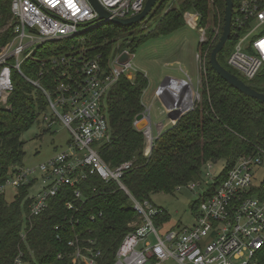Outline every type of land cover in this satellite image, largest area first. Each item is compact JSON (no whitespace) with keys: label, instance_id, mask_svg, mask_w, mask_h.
Listing matches in <instances>:
<instances>
[{"label":"built area","instance_id":"1","mask_svg":"<svg viewBox=\"0 0 264 264\" xmlns=\"http://www.w3.org/2000/svg\"><path fill=\"white\" fill-rule=\"evenodd\" d=\"M96 1L111 19H127L139 14L147 0ZM184 20L198 29L199 45L203 43L206 33L198 26L199 14H186ZM105 25L108 21L99 18L89 0H11L10 17L0 27L2 34L10 30L12 37L0 46V102L7 104L14 90L13 75L17 73L43 92L47 108L41 118L47 127L58 123L71 137L63 150L45 162L35 167H15L14 173L0 185V196L7 188L18 191L28 187L32 195L27 193L23 200L27 203V216L37 217L48 208L51 199L68 192L71 200L64 205L68 214L65 226L57 225L54 231L55 239L66 242L70 249L69 264H99L100 251L93 249L95 240L78 233L70 239L62 235L64 230L73 231L78 225L74 216L88 202L82 185L93 176L106 184L115 183L128 196L135 213V220L128 224L131 231L123 238L110 264H257V256L264 248V150L256 149L238 158L223 180L199 195L193 223L171 227L162 236L159 227L167 223H160L162 210L149 200H136L122 182L132 163L111 168L101 160L97 150L110 139L106 97L120 77L132 76L128 73L132 58L118 63L121 54L129 52L113 55L102 66L100 56L91 59L84 47L71 46L68 55L39 61L37 80L23 74L22 65L38 61L35 53L42 45L73 39L83 42L86 33ZM229 39L234 41V47L227 60L228 67L247 81L264 74V0H233ZM201 59L204 58L198 51L196 60L199 63ZM50 70L58 73L52 79L53 89L45 90L40 80ZM144 113L147 115L146 110ZM143 134L144 156H148L154 140L151 128ZM205 166L211 168L209 163ZM189 189L193 190L194 185ZM95 218L90 215L92 223ZM57 258L62 259L61 254ZM14 264L24 263L19 257Z\"/></svg>","mask_w":264,"mask_h":264},{"label":"trees","instance_id":"2","mask_svg":"<svg viewBox=\"0 0 264 264\" xmlns=\"http://www.w3.org/2000/svg\"><path fill=\"white\" fill-rule=\"evenodd\" d=\"M167 1L159 0L149 14L150 19L159 14L154 31L149 34L152 37L168 35L185 25V13H198V26H202L206 33V40L198 46L206 61L205 74L200 102L153 140L148 156H144V134L134 125L136 116L145 110L142 95L148 85L146 77L142 73H136L131 80L120 77L110 89L105 101L110 139L97 149L98 155L111 168L124 162L132 163L122 182L138 201H151V196L156 194H173L178 188L200 180L207 163L224 162L225 171L217 179L220 182L238 158L250 155L256 149L264 150V104L227 84L211 70L208 63L221 34L224 0H175L177 6L161 14ZM10 3L11 0H0V27L10 17ZM209 15L212 18L207 21ZM135 27L113 26L105 29L101 26L86 33L83 42L73 39L51 43L53 46L47 52L37 55V50L35 57L38 61L25 62L22 72L29 79L37 80L39 61L51 56L68 55L71 46L75 49L84 47L86 56L91 59L100 56L99 62L104 66L109 58L122 52V47L128 46L134 51L137 42L115 44L119 34L131 33ZM11 39L8 30L0 36V46ZM217 60L223 68L237 76L220 54ZM50 71L40 80L45 90L53 89L52 79L58 73V70ZM242 81L264 94V85L254 87L257 82L264 84L263 73L248 83ZM13 82L14 90L7 101L8 108L0 107V185L14 173L15 167L22 166L24 143L21 135L38 122L47 108L46 98L39 88L17 73L13 75ZM27 193L28 187L18 189L11 203L5 201L4 195L0 196V264H14L19 257L24 264H69L70 249L66 242L55 239L54 228L65 226L64 218L68 214L64 205L71 200L70 194L66 192L51 199L40 216L28 217L27 203L23 202ZM82 193L88 202L74 216L79 223L73 231L66 229L62 235L70 239L78 233L83 238L95 240L93 249L100 251L99 264H110L123 238L131 231L128 224L135 220L130 200L115 183L106 184L94 176L82 185ZM98 213H101L100 217ZM90 215L96 216L95 222L90 221ZM167 221L169 217L163 212L160 223ZM59 254L62 259L57 258ZM257 264H264V248L257 256Z\"/></svg>","mask_w":264,"mask_h":264},{"label":"rangeland","instance_id":"3","mask_svg":"<svg viewBox=\"0 0 264 264\" xmlns=\"http://www.w3.org/2000/svg\"><path fill=\"white\" fill-rule=\"evenodd\" d=\"M209 2H212V0H209ZM175 6H177V1L168 0L161 14L166 13ZM190 13L195 12L185 13L183 17ZM158 15L159 14H155L153 16L155 18L152 19L148 18V16L145 21L136 25L135 29H133L131 33L127 32L119 34L116 38L117 42L115 44L118 46L126 41L129 43L137 42L134 51H132V48L128 46H124L121 49L122 52L128 51L132 56V69L128 72L132 76H129L127 79H133L136 73H142L146 77L148 85L142 95V104L146 108L151 107V136L154 139L157 138V133H161L162 131L171 128L178 120L174 116H170L166 113L164 107L163 111L159 112V110H157V106H154V93V98L156 97L157 101L159 100L158 97L165 99V105L172 106L173 103H177V100L174 102H171V100L167 102L165 94L164 98L163 96L157 97L158 89L163 80L167 77L175 78V81L181 83L185 82L189 88L193 89L195 97L197 98L191 99L189 103L194 100V108L195 104L201 100L202 78L205 74L206 67V61L204 62V59H201V62L199 63L196 60V54L199 49L198 46L201 37L198 29L192 28L185 21V25L182 28L168 35L152 37L149 33L154 31L156 20L159 18L157 17ZM211 18L212 15H209L206 20L209 21ZM7 27L8 23L6 25V28ZM112 27V24L104 26L105 29H110ZM2 32L3 30L0 29V36ZM52 46L53 45L51 43L42 45L38 49L37 55L47 52L50 48H52ZM233 47L234 41L229 39L219 53L225 63H227ZM113 51H115V48ZM229 69L239 76L240 79L248 83V81L244 79L236 70L230 67ZM172 85L173 83H168L169 87ZM261 85H264L263 82H257L254 87L259 88ZM0 107L8 108V105H4L0 102ZM181 107L188 108V105L185 104ZM42 114L40 115L38 122L33 124L28 131L21 135V141L24 143V158L21 167H35L38 164L45 162L56 153L63 150L66 147L67 141L71 137L67 129L58 123L52 125L51 127H47L46 122H44L41 118ZM46 114L50 115V113ZM209 164L211 168L205 166L202 169L200 180L180 187V189L176 190L173 194H156L151 196V202L169 217V221L159 227L160 234L162 236L164 233L170 231L172 229L171 227L189 226L193 223V209L200 201L199 195H203L208 192L209 188L216 183L217 179H219L225 171V164L223 161L215 164ZM192 185H194V189L190 190L189 188ZM31 193L32 192L28 190L29 196L32 195ZM16 196L17 191L12 190L11 188L6 189L4 197L7 203L13 202Z\"/></svg>","mask_w":264,"mask_h":264},{"label":"water","instance_id":"4","mask_svg":"<svg viewBox=\"0 0 264 264\" xmlns=\"http://www.w3.org/2000/svg\"><path fill=\"white\" fill-rule=\"evenodd\" d=\"M159 0H147L143 10L130 18L127 19H117V18H110V15L104 11V9L98 4L96 0H89L93 8L96 10V12L99 14V18L108 21V24H112L113 26L118 27H133L141 22L145 21L146 18L149 16V14L152 12L153 8L156 6ZM232 10H233V0H224V16H223V24L221 29V34L219 37V40L215 47L212 49L210 55H209V66L211 70L220 77L223 81H225L227 84L235 88L237 91L242 93L243 95L252 98L256 101H258L261 104H264V94L259 93L255 91L253 88H251L249 85L245 84L241 79H239L234 74L227 71L225 68H223L218 60L217 55L221 52L223 49V46L225 43L229 40L230 37V28H231V17H232ZM132 58L131 55L127 53L121 54V56L118 58V63L122 64L127 61H129ZM170 80H176L170 77H167L163 80L162 84L160 85L157 97L161 96L162 93L167 94V91H165V86L167 87L168 82ZM184 82V81H183ZM185 83V82H184ZM165 95H163V98ZM160 100L162 106L164 107V110L166 113H168L170 116H174L175 118L179 119L183 114H185L189 109L187 107H181L180 104H176L174 107L170 105H165L164 101L165 99ZM135 128L138 131L144 132L146 129H150L152 127L151 119L148 115H145V113H141L135 118ZM160 133H157V137ZM154 139V138H153ZM153 141V140H152Z\"/></svg>","mask_w":264,"mask_h":264},{"label":"bare ground","instance_id":"5","mask_svg":"<svg viewBox=\"0 0 264 264\" xmlns=\"http://www.w3.org/2000/svg\"><path fill=\"white\" fill-rule=\"evenodd\" d=\"M168 83H175V84L165 89L164 92L167 91V94H165L166 101L168 102L171 100L172 102H174L175 100H177V103H173L172 105L173 107L176 104H180V106L185 105V104H187L188 106H191L193 101L190 103L189 101L195 98V93L193 89L189 88L188 85H186L185 83H181L175 80H170V82ZM161 95L163 96L164 93H162ZM169 104H172V103H169Z\"/></svg>","mask_w":264,"mask_h":264},{"label":"crops","instance_id":"6","mask_svg":"<svg viewBox=\"0 0 264 264\" xmlns=\"http://www.w3.org/2000/svg\"><path fill=\"white\" fill-rule=\"evenodd\" d=\"M173 79H175V78H173ZM173 84H175V83H173ZM169 86L167 85V87H165V89L166 88H168ZM175 93V92H174ZM176 94V93H175ZM154 96H155V93L153 94V99H154V106L156 105L157 106V110H159V112H162L163 111V106L160 104V101L158 102L157 100H156V97L154 98ZM174 99V98H173ZM172 102V101H171ZM158 106H159V109H158ZM183 106V105H182ZM145 108V110L147 111V115L150 117V109H151V107L150 108H146V107H144ZM150 119H151V117H150Z\"/></svg>","mask_w":264,"mask_h":264}]
</instances>
